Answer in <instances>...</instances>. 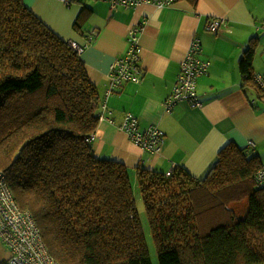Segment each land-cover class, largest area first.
<instances>
[{
  "label": "trees",
  "instance_id": "obj_1",
  "mask_svg": "<svg viewBox=\"0 0 264 264\" xmlns=\"http://www.w3.org/2000/svg\"><path fill=\"white\" fill-rule=\"evenodd\" d=\"M90 12L81 9L75 30ZM73 43L24 0H0V171L59 264H152L128 168L88 141L102 96ZM249 50L243 88L262 99ZM262 166L231 142L202 177L139 167L159 264H264Z\"/></svg>",
  "mask_w": 264,
  "mask_h": 264
},
{
  "label": "crops",
  "instance_id": "obj_2",
  "mask_svg": "<svg viewBox=\"0 0 264 264\" xmlns=\"http://www.w3.org/2000/svg\"><path fill=\"white\" fill-rule=\"evenodd\" d=\"M87 1L67 7L61 0H24L56 32L83 46L81 57L102 96V119L92 142L97 156L124 163L133 188L139 167L166 176L180 167L202 177L231 142L248 148L264 164V102L259 89L243 88L240 69L251 48L253 74L264 76V0H198L196 6L178 0L170 6L132 8ZM85 5L91 12L77 31L74 24ZM216 17L224 20L221 30L206 33L209 19ZM137 29L142 81L127 83L108 96L111 68L129 52L130 33ZM195 38L202 44L200 58L210 63L197 84L202 106L181 102L167 112L163 104ZM127 112L138 118L141 130L157 125L164 131L160 153L141 148L120 129ZM250 141L255 146H249Z\"/></svg>",
  "mask_w": 264,
  "mask_h": 264
},
{
  "label": "built area",
  "instance_id": "obj_3",
  "mask_svg": "<svg viewBox=\"0 0 264 264\" xmlns=\"http://www.w3.org/2000/svg\"><path fill=\"white\" fill-rule=\"evenodd\" d=\"M87 0H61L67 7L75 2ZM112 8L119 5L132 8L141 4H152L157 7L173 5L178 0H105ZM224 20L220 17L210 18L206 25V33L214 34L221 30ZM140 29L132 31L129 37V52L116 60L110 71V85L107 95L118 92L125 84L133 82L139 84L142 81V68L140 65L139 49ZM92 36L90 39L92 40ZM73 46L82 52L83 46L73 43ZM202 44L199 39H194L181 63L178 79L173 87L172 94L164 102V108L171 112L173 108L181 103L188 102L190 107L202 106L201 97L197 91L198 79L204 76L210 63L200 58ZM255 81L262 91L264 102V76L256 75ZM102 115L100 114V120ZM120 129L124 130L130 139L141 148L153 153H160L165 141L164 131L157 125H150L145 130L139 127L138 118L131 112L125 114ZM96 138L92 134L88 141L93 142ZM249 146H255L253 141ZM256 179L259 187H264V166L257 172ZM0 239L6 243L12 256L6 264H59L49 252L44 242L40 229L29 210L20 207L6 175L0 171Z\"/></svg>",
  "mask_w": 264,
  "mask_h": 264
},
{
  "label": "rangeland",
  "instance_id": "obj_4",
  "mask_svg": "<svg viewBox=\"0 0 264 264\" xmlns=\"http://www.w3.org/2000/svg\"><path fill=\"white\" fill-rule=\"evenodd\" d=\"M134 197H135L137 213L144 232L145 245L147 247L148 254L151 258L152 264H159L158 249L154 236L152 234L150 220L146 211L142 192L140 191L139 188V183L138 185L134 186ZM11 256L12 253L10 251L9 246L6 243L2 242V240L0 239V264L7 263L10 260Z\"/></svg>",
  "mask_w": 264,
  "mask_h": 264
}]
</instances>
